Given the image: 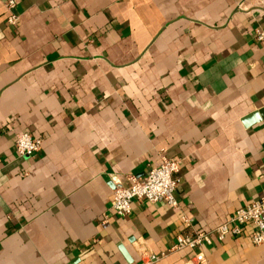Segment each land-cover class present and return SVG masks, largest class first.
<instances>
[{"label": "crops", "instance_id": "1", "mask_svg": "<svg viewBox=\"0 0 264 264\" xmlns=\"http://www.w3.org/2000/svg\"><path fill=\"white\" fill-rule=\"evenodd\" d=\"M16 2L11 24L0 0V264H264L252 227L217 233L264 196V0ZM162 156L181 161L177 207L118 216L114 189ZM195 231L212 242L176 248Z\"/></svg>", "mask_w": 264, "mask_h": 264}, {"label": "built area", "instance_id": "2", "mask_svg": "<svg viewBox=\"0 0 264 264\" xmlns=\"http://www.w3.org/2000/svg\"><path fill=\"white\" fill-rule=\"evenodd\" d=\"M5 8L8 11V21L14 24L18 16L14 13L16 0H4ZM257 39L264 41V30L257 31ZM42 145L40 137L33 136L28 132L19 133L16 136L15 148L20 157L32 156ZM180 165L178 159L162 156L161 163L152 167L145 178L131 177V183L127 186L119 185L114 189L111 208L120 216H126L132 211V204L135 200H146L151 203L164 202L171 207H177L176 192L180 184ZM187 226L192 225V219L184 217ZM252 227L251 239L254 245L264 244V196L252 203L236 209L228 221L217 228L219 239L226 235L239 236L245 228ZM212 236L210 233L195 231L191 236H180L177 239L176 248L196 249L204 244H210ZM158 257L152 256L153 263ZM197 264H205L204 255H196Z\"/></svg>", "mask_w": 264, "mask_h": 264}, {"label": "water", "instance_id": "3", "mask_svg": "<svg viewBox=\"0 0 264 264\" xmlns=\"http://www.w3.org/2000/svg\"><path fill=\"white\" fill-rule=\"evenodd\" d=\"M261 113L264 114V110H262Z\"/></svg>", "mask_w": 264, "mask_h": 264}]
</instances>
